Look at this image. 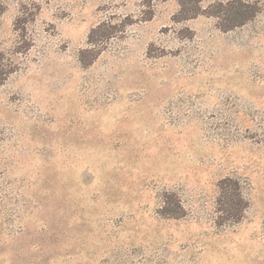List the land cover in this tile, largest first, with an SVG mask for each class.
I'll use <instances>...</instances> for the list:
<instances>
[{"label": "rangeland", "instance_id": "rangeland-1", "mask_svg": "<svg viewBox=\"0 0 264 264\" xmlns=\"http://www.w3.org/2000/svg\"><path fill=\"white\" fill-rule=\"evenodd\" d=\"M258 1L223 31L178 20L179 0H0L19 64L0 84V264H264ZM104 21L115 36L84 67ZM226 176L249 206L219 225ZM167 193L185 216L160 213Z\"/></svg>", "mask_w": 264, "mask_h": 264}, {"label": "trees", "instance_id": "trees-1", "mask_svg": "<svg viewBox=\"0 0 264 264\" xmlns=\"http://www.w3.org/2000/svg\"><path fill=\"white\" fill-rule=\"evenodd\" d=\"M180 10L178 20L192 18L200 13L217 18V25L223 31H230L254 20L262 10L258 0H219L206 8L200 5L201 0H179ZM5 10L0 2V13ZM128 22L123 21L124 27ZM117 26L111 21H104L92 28L88 36V47L79 51V60L84 67L90 66L105 48L108 41L115 36ZM24 36V34H22ZM18 62L8 53L0 50V84L17 71ZM219 194L217 198V224L239 222L249 206L242 184L238 178L226 176L218 182ZM164 206L161 214L165 217L180 218L185 216L186 210L180 199L174 193L165 194Z\"/></svg>", "mask_w": 264, "mask_h": 264}]
</instances>
